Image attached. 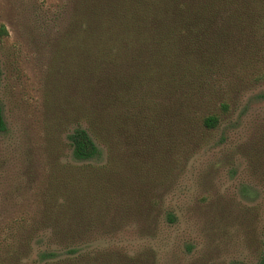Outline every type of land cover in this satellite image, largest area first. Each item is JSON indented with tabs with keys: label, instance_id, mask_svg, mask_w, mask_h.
<instances>
[{
	"label": "rangeland",
	"instance_id": "rangeland-1",
	"mask_svg": "<svg viewBox=\"0 0 264 264\" xmlns=\"http://www.w3.org/2000/svg\"><path fill=\"white\" fill-rule=\"evenodd\" d=\"M88 1L0 0V264L5 226L40 222L44 197L78 264H260L264 0L233 6L209 38L222 28L227 49L204 66L166 49L119 57L112 118L93 135L106 160L79 163L68 136L101 97L78 76Z\"/></svg>",
	"mask_w": 264,
	"mask_h": 264
},
{
	"label": "trees",
	"instance_id": "trees-1",
	"mask_svg": "<svg viewBox=\"0 0 264 264\" xmlns=\"http://www.w3.org/2000/svg\"><path fill=\"white\" fill-rule=\"evenodd\" d=\"M99 1L98 4L89 1L86 3V20L83 24L79 22L74 24V27L79 26V29L73 32L79 36L81 52H85L84 66L78 72L79 81L83 83L85 91L101 95L100 98H94L90 108L81 110L78 122L68 136L72 158L79 163L106 160L104 148L97 144L98 136L93 135L95 131L104 130V124L110 122L112 118L109 111L112 109L116 79L119 80L122 72V67L119 69L120 58L130 54V61L136 62L144 52L155 55L166 49L173 53V57L181 55L198 57L204 66L203 58L206 53L219 54L227 49L226 44L229 41H226L227 35H224L222 28L219 29L222 34L219 41L212 42L209 38L214 36L216 33L214 28L221 21L239 17L233 8L238 7L241 2V0ZM214 59L215 57H211V61ZM203 70L198 71L199 75ZM199 78L200 76H197V79ZM218 124L217 116H209L203 121L207 129H214ZM8 131L0 105V135H5ZM45 198L42 199L44 214L40 222L33 218L31 220L21 218L14 219L10 221L11 223L14 221V224L5 226L1 264H78L80 249L68 246L67 236L61 237L49 230L62 228L59 217L56 219L51 217L54 210L44 202ZM260 264H264V256Z\"/></svg>",
	"mask_w": 264,
	"mask_h": 264
}]
</instances>
